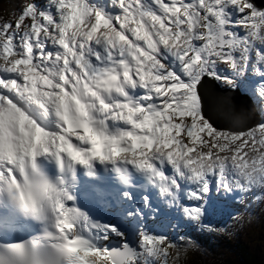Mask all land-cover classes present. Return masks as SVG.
<instances>
[{"label": "rangeland", "instance_id": "374dc122", "mask_svg": "<svg viewBox=\"0 0 264 264\" xmlns=\"http://www.w3.org/2000/svg\"><path fill=\"white\" fill-rule=\"evenodd\" d=\"M241 1L248 6L246 8L247 11L249 12L250 10L251 12H249L252 15V18L249 15L250 21L253 18L258 20L260 16V20H262L264 9L255 13L252 4L246 0ZM124 2L125 4H122ZM204 2L205 0H184L181 4H173V14L155 18L158 20L156 24L160 25L156 28L158 32L152 29L153 25L150 22L144 21L139 14L135 15L131 12L135 5L136 8L143 7L146 9L144 6L145 1L141 3L136 0L134 3H131V0H0V57L5 56V61L9 62L17 57L16 51H18V55L26 63H30L31 57L36 53L33 45L44 46L46 39L50 44H55V55L53 56L51 53L47 55L53 56V68L57 66L61 68L60 62L62 60L68 63L64 50L65 47H68L67 44L71 45L69 49L74 52L77 44L84 47L88 42H92V51H94L95 49L100 50V48H105L106 45L116 48L132 46L131 39L145 41L148 43V46L151 45L154 47L156 39L153 37V33L158 34L163 32L159 37L161 40H164V44H166L165 48L162 49L161 46H158L156 53L148 51V53H144L148 58L153 59L154 64H148L149 66L147 67L146 61L139 59L141 61H138L135 66L136 68H140L141 66L147 67L143 71L146 78L139 76L140 74H138V78L141 81H148V83L153 84L154 90L158 93L156 94L158 106L150 105V107L156 109V112L154 115L147 116L149 120V117L153 116V119L149 122L150 127H148L147 134L151 133L154 139L159 140L156 143L157 145L154 144L155 147L157 146L158 157L153 156L152 158L156 161L160 159L165 160L173 168L179 164L185 165V167L187 166L186 168H188L191 174L190 177L194 180L200 178L205 172L207 173L212 167L216 165L220 166L219 162L223 161L221 158L224 154V156L236 160L237 158L243 159L245 157L244 155L247 154L246 152L262 151L263 154L257 159L259 163H264V127L256 129L254 133H252L253 131L248 133L251 129L243 133L218 130L210 125L207 120L203 119L202 114L199 116L201 113L200 105L197 106V109L192 108L191 104L198 100L196 85L199 81L205 78L207 81L209 80V84L217 87V84L213 81V77L211 78L210 75H200L196 69L197 59L205 52L210 57L212 55L210 51L218 50L224 54L226 53V58L229 59L231 55L228 47L233 41V31L231 32L227 29V24L235 23L233 15L225 7L218 10L215 4L208 7L209 13L206 15L199 12L202 26L196 31L192 29L194 23L199 24L194 11L198 6H202ZM220 4L222 5V3ZM182 6L186 8L185 10H189L186 14L179 10ZM214 10L216 11L215 15L213 13ZM177 13L182 16L177 17ZM217 17L225 18V22L217 21ZM227 17L228 19L226 20ZM188 18L191 27L190 31L194 32L189 37L187 34L188 29L180 25L185 24V20ZM174 19H176V22ZM125 24H129L130 26L125 27ZM165 34L169 39L164 37ZM248 34L251 35V32L249 31ZM187 39L188 41L185 43ZM244 39L247 40L248 38L246 37ZM61 48L60 55H58L57 52ZM183 49H188V52L184 51V53L191 55L187 61L181 62L183 63L181 66L182 73L178 75L176 68L170 69L168 64H166L168 57L164 54L173 57L176 55H179L178 57H184ZM13 50L15 51V55ZM98 51L92 55L100 52ZM81 57L87 58L84 56ZM46 61L48 60L46 59ZM0 62H2L1 58ZM131 66L133 67V64ZM73 70L71 69V72ZM17 72L9 67L6 73L8 76L15 75L11 77L12 79L7 93L8 98L12 95L15 99L20 94L22 95L19 88H27V90L34 88L32 84L30 86L28 85V78L25 75L17 79ZM6 74L2 71L0 78H5L7 76ZM72 76H74L75 80L77 79L75 74ZM55 81L56 77L54 76L52 82L55 83ZM134 83L136 82H132L131 84L135 85ZM57 85H60V83L58 82ZM218 87L221 88L219 85ZM224 90L231 91L232 89L226 88L221 91ZM123 91L124 89L120 90L119 93ZM242 96L244 98L239 95V99L245 101V95ZM8 102L10 104L12 100L10 101L8 99ZM21 104L22 108H27L28 104L26 102ZM139 110V118L143 119V115L147 111L145 107L141 106ZM251 112L252 117L249 122L264 123L263 119L256 117L253 111ZM169 114L175 118V124L174 121H171L168 125H165L163 119L164 117L167 118ZM260 115L262 117V113ZM244 118L245 115L241 116L242 120ZM161 130L163 131V137ZM171 130L178 133L181 139L178 140L175 137H168ZM215 130L220 132L225 131L229 134L213 135V137H216L213 139L215 144L213 146L207 139V136L210 135L206 134V132L208 131L210 133ZM157 135L162 138H158ZM223 137L233 142L227 144L226 141L224 143L225 139ZM259 138L261 140L263 139V141H259ZM222 140V145H220L219 141ZM201 144L208 146L206 148L209 151L205 150L204 153L201 149ZM242 147H246V149H240ZM212 155L213 157H210ZM245 158L250 159L251 157L246 156ZM134 160L130 159L129 161L132 162ZM141 165L145 167L144 164L141 163ZM222 181L224 182L225 180ZM224 187H228V190H231L229 182H224L222 188ZM241 188L243 191V185L240 186V190ZM203 189L205 188L193 189L192 199L190 200H196L198 203L190 201L192 204L187 205L190 207H185L181 218H176L170 211L166 214L167 216L164 215L162 217L166 220L172 219L169 228L163 227L161 221L157 224V221L151 219L140 220L134 238L132 239L135 240L137 250L145 251L146 258L136 264H193L192 258L195 253L193 252L188 258L183 259V257L179 256L178 248L175 244L178 241L181 242L184 240L185 235L188 234L189 237L193 231H200L204 237L205 235H210L213 239L221 242L229 240L232 245L239 244L245 247L259 263L264 264V198L262 195L258 194L250 200L253 205L252 207L249 204H244L243 201L237 198L240 202L241 209L238 211H227L222 208L220 214L217 213L214 216L207 209L206 200L199 202L198 198L203 196L201 192ZM226 251L229 254L228 258L230 260H238L237 250H234V252Z\"/></svg>", "mask_w": 264, "mask_h": 264}, {"label": "bare ground", "instance_id": "6f19581e", "mask_svg": "<svg viewBox=\"0 0 264 264\" xmlns=\"http://www.w3.org/2000/svg\"><path fill=\"white\" fill-rule=\"evenodd\" d=\"M135 1L136 0H131V3H134ZM138 1H140L141 3L145 1L144 6L146 9H144L143 7L136 8L135 5L133 6L131 12H133L135 15L139 14V16H141L144 19V21L150 22L153 25L152 27L153 30L158 31L156 28H158L160 25L156 24L158 20L155 18L159 17V15L160 17L163 15L170 16L171 13L173 14L172 5L173 4L177 5L178 3L181 4V2H183L184 0H138ZM220 3H222V5ZM243 3L244 2H242L241 0H205L202 6H198L195 9L194 11L195 17L199 21L198 25L194 23L192 27V29L195 31L202 26L201 18H200L201 16L199 15V12L202 13L203 15H206L207 13H209L208 7L212 4H215L218 10H221V8L223 9L224 7L229 9V11L233 15L234 18L233 20H235V23L232 22L227 24L228 25L227 29L231 32L233 31L232 32L233 41L232 44L228 47L229 53L231 55L230 58L227 59L225 55L226 53L224 54L222 52H219V50L210 51L212 54L210 57H208V53L205 52L203 55L200 56L199 59H197L198 62L196 61V69L198 70L200 75H210L211 78L213 77V81H215V83L217 84V89L219 91L226 88L236 90V91H230L232 92V96H234L233 98L239 97L241 93L245 95L247 100L245 101L240 100L241 103L239 106L237 105V109H236L237 111H241L240 108L242 109L241 116L245 115L243 121L247 120V122H249L251 120L252 117L251 111H253L256 117L261 118L264 121V87H261V89L259 90V87L264 85V68H263L264 67V15H263L264 11L262 14L263 15L262 20H260L261 18L260 16L258 20L256 18H253L250 21L249 18L250 17L252 18V15L250 14L251 12L250 10H249L250 13L247 11L246 8H248V6L245 3L243 5ZM122 4H125V2ZM250 4H252L251 1ZM185 9L186 8L183 6L182 8H179L180 11L186 14L189 10L188 9L185 10ZM213 13L215 15L216 11L214 10ZM121 14L124 15L123 12H121ZM181 16L182 15L177 13V17H181ZM227 19L228 17L226 18V20ZM174 20L176 22V19ZM216 20L222 21V23L225 22V18L223 17H217ZM180 25L188 29V33H187L188 37L194 33L193 31H190L191 27H190L189 18L185 20V24H180ZM129 26H130L129 24H125V27H129ZM249 31L251 32V35L248 34ZM161 34H163V32H160L158 34L153 33V37L156 39L154 44L155 46L152 47L151 45L150 46L146 45L148 52L156 53L157 51L156 49H158V46H161L162 49L165 48L166 44H164V40H161V38L159 37V35ZM164 37H166V34L164 35ZM246 37L248 38L247 40L244 39ZM45 41L46 43H44L45 44L44 46L33 45V47H35L36 53L33 54V56L31 57L30 63H26V61H24V59L18 55V51H16L17 57L9 62L5 61V56L0 57L2 60V62H0V73L3 71L6 74L8 72L9 67L13 68L14 70L18 71L16 74L17 79H20L25 75L28 78V85L30 86V84H32L34 86V88H32L31 90L30 89L27 90V88L24 89L19 88L20 92H22L23 95L22 98L25 99V102L27 104L32 106V109H28L26 107L22 108L21 103H20L21 105L17 104L18 100L16 98L14 99L12 95L9 96V98L7 96L10 87V82L12 79L11 77L15 75L8 76L6 74L7 76H5V78L3 79L0 78V103L3 106L2 109V113L4 114L3 116L4 118H6L5 113L8 111V113L10 115H13V117L16 118L17 122H19L22 125V128L25 130V135L23 136V140L24 141H26V139L32 140L30 142L29 150L31 149L38 150L44 148L45 146L46 147L48 146V145H43L42 142L43 134L40 131L34 130L35 127L33 126L34 125L33 120H35L37 116L42 113L35 112L33 111V109L34 108L39 109L40 107L44 110V113L50 114L53 103L67 104L69 102H72L70 99V95H67L66 91H69L77 83L79 77L84 75L82 72H88L89 70L88 63L91 64L94 63L93 61L101 53H104V48H100V50L95 49L94 51H92L93 48L92 42L91 43L88 42V44H85L84 47L82 45L77 44L76 47L74 48L75 52L70 50L69 48L71 45L67 44L68 47H65L64 50H65V56H67V60L69 64L66 63L64 60H62L60 62L62 66L61 68H58V66L56 68H53L52 58L56 52V49L54 47L55 44H50L46 39ZM187 41L188 39L185 41V43H187ZM109 49L110 48H108V51ZM61 50L62 48L59 49V51L57 52L58 55H60ZM98 50L101 53L92 55L96 53ZM123 50L124 53L120 54L123 56L121 58L129 57L130 58L129 62L126 61L123 62L122 59L119 57L116 58L119 61L121 60V62L116 61L115 63L107 64L106 68L101 70L98 81L94 79L93 80L88 79V81L91 82L90 86L83 88L81 93L88 95L90 98L93 99V103L88 104L86 106L87 112H90L94 108H100L103 112H107L108 115L110 116L116 115L115 118L123 119L124 122H130L132 124L131 125L132 144H130L128 153L125 156H128V158L131 157L132 159L137 160L134 162L139 161L145 164L147 168H149L148 165L150 164V162L151 161L155 162V160H153L152 157L153 156L158 157L159 154L157 152L158 150L156 149L157 146L156 147L154 146V144L157 145L156 143H158L159 140L154 139V136L151 133L147 134L148 127H150L149 122L150 120L153 119V116L149 117L150 120L148 119L147 116L154 115L156 112V109L150 107V105H153L155 107L158 106V100L156 95L158 93L156 90L153 89V87L149 86L150 83H148V81L146 82L141 81L138 78V74H140L139 76H143L144 78H146V76L143 73V71L146 70V67H142L140 65L141 66L140 68L139 67L136 68L135 66L137 62L133 63L131 62V60L133 58H139L145 60L147 66H149L148 64H154V62L153 59H150L148 58V56L144 55V52L142 51L143 48L139 44L133 43L132 46L124 47ZM184 51L188 52V49H183L182 52L183 54H185L184 57H178L179 55L178 56L176 55L175 58L173 56L164 54L165 56L168 57L166 61L167 63L170 64V69L176 68V70H178L177 72L178 75L182 73L181 66L183 65V63L181 62L187 61L191 55L188 53L187 54L184 53ZM13 52L15 55L14 50ZM50 53L53 56H47ZM81 56L87 58L85 59ZM57 58H59V56H57ZM46 59L48 61H46ZM131 64H133V67L131 66ZM71 69L75 70V71L73 70V74L77 76L76 81L74 76H71L72 75ZM240 71H242L243 73ZM54 76L56 77L55 83L52 82ZM63 80H65L64 84H62L63 82H61ZM58 82L62 85H57ZM132 82H136L134 83L135 86L137 84H140V86L144 89V96L141 98L138 97L144 101L140 100L139 104L133 102L131 103V105L120 104V103L119 104L109 103L108 105H105L103 103L102 99L111 100L114 97L111 94H115V93L120 94L119 93L120 90L124 89L126 91L127 89H129V87L133 85L131 84ZM218 85L221 86V88L218 87ZM224 91H228V90H224ZM8 99H10V101L12 100L10 104L8 102ZM73 102H75L81 108L83 107L80 102L78 101H73ZM12 104L19 108V112H17L14 109ZM140 106L145 107V110L147 111L143 115L144 116L143 119L139 118ZM113 110L115 111L114 114L112 112ZM261 113H262V117L260 115ZM31 116L33 117V120ZM0 118H2L1 111H0ZM5 120L7 121L8 118H6ZM171 121H174L175 124V118L171 114H169L167 118L164 117L163 119V123L165 125H168V123ZM49 122H50L49 124H52L51 120H49ZM253 122L254 121L250 122L249 125ZM260 127H264V123L256 125L248 133H251L252 131H253L252 133H254L255 130ZM33 130H34V134L30 136ZM161 132L163 137V131L161 130ZM224 133H228V132L225 131L220 132L216 130L210 133L208 131L206 132V134L210 135L207 136V139L211 142L213 146H215L213 139L216 138L213 137V135L216 134L219 135ZM157 137L160 138L161 136L157 135ZM168 137H172V138L175 137L178 140L181 139L180 135L178 133L173 132L172 130L169 132ZM207 139L205 140L207 143H209ZM258 140L263 141V139L261 140L260 138ZM226 141L227 144L233 142L232 140L225 139L224 143ZM222 142L223 140L219 141L220 145H222L221 144ZM50 143L51 142H49L48 144ZM206 147L208 146L201 144V149L203 152L205 150L209 151V149ZM96 149L98 151L99 147H97ZM240 149H246V147H242ZM246 153L247 154H245L244 156L251 157L250 159H246L245 157H243V159L237 158L236 160H233L230 157L224 156L225 155L224 154L223 157L221 158L223 161L219 162L220 166L216 165L215 167H212L210 173L205 172L204 175L201 174L202 176L195 180L190 177L191 174L189 173L188 168H186L187 166L185 167V165L183 166L179 164L173 169V170H178L177 176L174 179L177 180V182L179 181L185 182V184L193 187L194 189L207 188V191L205 189H203V191L201 190L204 197L201 196L198 199L199 202L200 201L204 202L206 200L207 209L210 210L214 216L217 213L220 214L222 208L227 211H238L239 209H241L240 202L237 200V198L243 201L244 204L246 205L249 204L252 207L253 205L250 200L253 199L254 196L261 194L262 197L264 198V185H263L264 163L263 162L259 163L257 159L259 156L263 154V152L251 151ZM113 156H114L113 152H108L105 155H100L99 157L108 160L111 159ZM210 157H213V155ZM91 158L92 161H95L97 159L95 158L94 155H91ZM153 162L151 164H153ZM203 167L201 168L204 170L205 167L204 168ZM210 176L217 177L220 180H225L224 182L226 183L229 182L231 190H228V187L222 188L221 186L219 191L216 192V188H215L216 184L214 181L210 180ZM246 184H250V187L252 189L250 192H244L242 191V188L240 190V186L242 185L246 186ZM164 186L166 188L168 187V180L164 181ZM175 187H176L175 193L180 192V190L182 189V187L179 184L178 185L174 184V188ZM182 191L185 193V189H183ZM163 195H168V194H163ZM184 197H185L184 201L181 198H177L179 200L177 203L173 204V206L177 205L179 202L182 201L183 204L188 203L187 202L188 200L189 202L190 201L196 202V200H190L186 198L185 195ZM187 197H189L188 192H187ZM171 200L173 201L174 198H171ZM196 203H198V201ZM174 211L177 212L176 218H181L184 213V210L182 211L181 206L180 209L177 207L174 208ZM150 214L153 215L154 213L151 212ZM155 215H160V212L155 213ZM123 218L124 217H119L117 219L120 228L116 237H114V240H116L122 245H124V242L127 239L134 238L137 227L139 226L138 223L140 222L138 217H136L135 219L128 217H126V219ZM171 220L158 218L157 224L161 221V225L163 227L169 228V225H171ZM145 255L146 253L144 250H137L135 257L133 259L126 261L124 264L140 263L142 260L146 258ZM94 260H95V264H111L108 258L107 251H103L102 253H100L97 257L94 258Z\"/></svg>", "mask_w": 264, "mask_h": 264}, {"label": "water", "instance_id": "95a60500", "mask_svg": "<svg viewBox=\"0 0 264 264\" xmlns=\"http://www.w3.org/2000/svg\"><path fill=\"white\" fill-rule=\"evenodd\" d=\"M246 1L252 2L255 13L264 9V0ZM196 94L201 105L202 117L214 128L232 133H243L258 125V122L249 125L250 122L241 119L242 109L239 107L241 111L236 110L237 105L239 106L241 103L240 97L233 98L234 96L230 91H219L216 86L210 85L205 78L196 85ZM107 254L112 264H124L135 257L136 250L133 241L127 239L124 247L115 242L111 243L107 249Z\"/></svg>", "mask_w": 264, "mask_h": 264}, {"label": "trees", "instance_id": "16d2710c", "mask_svg": "<svg viewBox=\"0 0 264 264\" xmlns=\"http://www.w3.org/2000/svg\"><path fill=\"white\" fill-rule=\"evenodd\" d=\"M197 109L198 100L191 104ZM186 106V105H185ZM201 116V113L200 115ZM219 239V238H217ZM180 257L188 258L191 253H195L193 264H261L249 253L245 247L239 244L232 245L229 240L219 241L210 235H202L200 231H193L192 234L185 235L184 240L175 243ZM228 252L237 250L238 260H230Z\"/></svg>", "mask_w": 264, "mask_h": 264}]
</instances>
